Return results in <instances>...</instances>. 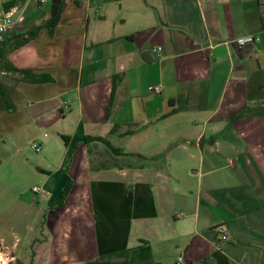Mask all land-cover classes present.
<instances>
[{"label": "crops", "instance_id": "obj_1", "mask_svg": "<svg viewBox=\"0 0 264 264\" xmlns=\"http://www.w3.org/2000/svg\"><path fill=\"white\" fill-rule=\"evenodd\" d=\"M16 7L26 20L4 61L54 83L6 76L17 111L0 112L1 130L57 138L35 135L50 147L32 184L45 189L39 222L30 236L0 227L9 261L90 264L128 250L129 264H264V0H69L53 37L43 29L13 50L51 3ZM249 36L259 43L234 44ZM86 137L151 160L114 168L120 158Z\"/></svg>", "mask_w": 264, "mask_h": 264}, {"label": "rangeland", "instance_id": "obj_2", "mask_svg": "<svg viewBox=\"0 0 264 264\" xmlns=\"http://www.w3.org/2000/svg\"><path fill=\"white\" fill-rule=\"evenodd\" d=\"M1 129L0 126V227L2 230H8L12 224L17 225L15 233L10 230L11 234L14 233L12 236H30L39 222L33 208L34 204L37 205L38 199L32 192V184L36 182L38 163L45 160V154L50 152V147H47L46 143L40 152L33 150L32 146L41 143L35 136L38 131L42 136L47 134L45 136L49 139L46 142L55 140L57 134L49 129H36L34 135L32 134L34 128L24 129L18 125L3 131ZM0 232L3 235L0 239L7 241L6 234L4 235L1 230ZM23 244L17 258L24 261L31 251L23 250ZM9 258L1 244L0 264H12Z\"/></svg>", "mask_w": 264, "mask_h": 264}, {"label": "trees", "instance_id": "obj_3", "mask_svg": "<svg viewBox=\"0 0 264 264\" xmlns=\"http://www.w3.org/2000/svg\"><path fill=\"white\" fill-rule=\"evenodd\" d=\"M25 1L26 0H11L9 3L5 4V8L10 9L12 7L21 6L22 4L25 3ZM68 1L69 0H50L51 10H50L49 19L43 25L37 26L31 29L29 32H27V34L16 38L12 46V49L17 50L26 46L31 41L36 39V37L43 29L47 31L50 37H53L62 20L63 13L68 7ZM6 42L0 43V112H7L9 114H13L17 111V107L11 98L14 86H9L6 83L5 81L6 76H19V78L16 79L15 81L16 84L25 82L33 85H43V84L54 83V79L47 73H36L34 70L19 69L9 62H5L3 57V47L5 46ZM243 115L244 114H241L239 115V117ZM117 129H118L117 127L113 128L112 133L116 132ZM133 132L134 131H129L128 133H125L123 137H128L132 135ZM61 139L65 144H67L69 141V139L63 135L61 136ZM92 142L101 143L110 150L112 155H114L117 158H120L118 161L109 162L110 164H113L114 168H118V169L143 168V165L141 164L151 160V158H147L137 154H124L121 152V150L112 147L110 142L104 138L86 137L84 140V143L86 145ZM138 164H140V166H137ZM109 168H110L109 166L101 165L100 167L97 168L95 167L92 169L93 171H97V170H103ZM65 173L66 171H63V176L66 177ZM66 179H67V185L65 186L62 192V197L59 207L64 206L65 201L73 187L72 180L69 177H67ZM128 253L129 251L125 250L123 252L113 254L111 256L101 257L97 261L92 262L90 264H129ZM155 264H162V263L156 262Z\"/></svg>", "mask_w": 264, "mask_h": 264}, {"label": "built area", "instance_id": "obj_4", "mask_svg": "<svg viewBox=\"0 0 264 264\" xmlns=\"http://www.w3.org/2000/svg\"><path fill=\"white\" fill-rule=\"evenodd\" d=\"M25 15L24 13L18 8V7H12L10 9L5 8V4H3L0 0V43H5L6 40L12 36L13 33H15L17 25L23 24L25 22ZM260 39L249 36L246 38H241L238 39L234 42L236 46L239 48H245L249 47L252 45H255L256 43H259ZM161 49L154 50L155 52H159ZM149 90L155 94H160L161 93V87L160 86H153L150 87ZM65 110L68 109V105L65 104L63 106ZM32 149L35 150L36 152L41 151V146L38 144H34L32 146ZM233 164V162H230ZM32 192L35 195H38L40 193H44L45 189L42 187H34L32 189ZM227 237L223 236V240H226ZM1 245V244H0ZM182 261L181 258L178 259L177 264H180Z\"/></svg>", "mask_w": 264, "mask_h": 264}]
</instances>
